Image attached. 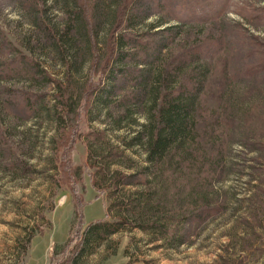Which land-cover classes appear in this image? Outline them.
Listing matches in <instances>:
<instances>
[{"label": "rangeland", "instance_id": "1", "mask_svg": "<svg viewBox=\"0 0 264 264\" xmlns=\"http://www.w3.org/2000/svg\"><path fill=\"white\" fill-rule=\"evenodd\" d=\"M128 1L0 0V264H264V0Z\"/></svg>", "mask_w": 264, "mask_h": 264}, {"label": "trees", "instance_id": "2", "mask_svg": "<svg viewBox=\"0 0 264 264\" xmlns=\"http://www.w3.org/2000/svg\"><path fill=\"white\" fill-rule=\"evenodd\" d=\"M127 1V0H126ZM132 0H129L127 4ZM113 58V55L110 54L108 56V59L106 61V65L109 66L111 60ZM100 85V83H99ZM200 83L197 82V84L192 85L193 89H190L189 96L190 97H184L185 95L183 93L177 94V97L174 99V104L170 103L169 109L163 112V119L166 123L167 130L162 129L158 132L157 137L155 138L153 135V130L150 133L149 136V145L152 148L153 152L156 151H163L168 146L170 138H176L178 141L182 142L186 137V130H187V119L188 114L190 113L192 107L195 105V96L199 92ZM181 94V95H180ZM195 94V95H194ZM75 133L73 132L70 137L65 139L64 141V150L61 160L67 165V167H70L72 162L70 160V151H71V144L74 142L75 139ZM98 198V195L97 197ZM83 203L79 206L82 207ZM79 217L82 221V212L79 211ZM88 235V232H86ZM85 234V233H84ZM79 236V233H78ZM77 236V237H78Z\"/></svg>", "mask_w": 264, "mask_h": 264}]
</instances>
